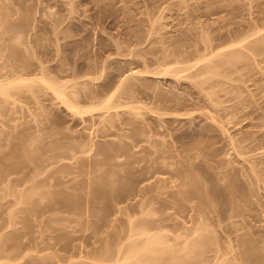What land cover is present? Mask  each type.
<instances>
[{"label": "rangeland", "instance_id": "374dc122", "mask_svg": "<svg viewBox=\"0 0 264 264\" xmlns=\"http://www.w3.org/2000/svg\"><path fill=\"white\" fill-rule=\"evenodd\" d=\"M217 51L242 55L202 85ZM19 75L96 107L0 94V264H141L147 233L151 264H259L264 0H0V81Z\"/></svg>", "mask_w": 264, "mask_h": 264}, {"label": "bare ground", "instance_id": "6f19581e", "mask_svg": "<svg viewBox=\"0 0 264 264\" xmlns=\"http://www.w3.org/2000/svg\"><path fill=\"white\" fill-rule=\"evenodd\" d=\"M238 43H236V45H237ZM232 47H234V46H232ZM223 49V48H222ZM233 50L235 49V48H232ZM237 49V48H236ZM218 50H220V49H218ZM223 51V50H222ZM236 51V50H235ZM238 52H240V50L238 49L237 50ZM218 52V51H217ZM220 52V51H219ZM218 52V53H219ZM229 52V51H228ZM232 52H234V51H231V55H232V57L233 56H235V57H231L232 59H229L230 58V55H227V53H226V56H225V58H223V56L221 57V55H223L224 54V52L222 53V52H220L219 54H220V59L217 61L216 60V63L215 64H211L212 63V61H210V62H208V64L210 63V65H206L207 67H205V68H203L201 71H203L204 72V74L203 75H206V74H208L209 73V76H211V77H209L208 75V78H207V76H204V77H206V79L204 78V82H203V84L202 85H205L206 83H207V80L209 79V82L211 83V81H214V80H211V78L213 77H215V76H213L215 73H218V74H216V75H220V71L219 70H221V68H222V65L223 64H225V63H227V65L228 64H231V62H233L232 64H234V62H235V64L238 62L237 60L239 59V56H240V54L242 55V53H238V52H234V53H232ZM215 54H217L216 52H215ZM234 54H236V55H234ZM238 54H239V56H238ZM244 55V54H243ZM215 56H217V55H214V57ZM227 56H229L228 58H227ZM208 57H210V59H212V58H214L213 57V55H212V57H211V55L210 56H208ZM243 57V56H242ZM242 57H240V58H242ZM222 58H223V60H222ZM235 58V59H234ZM236 58H237V60H236ZM206 59H209V58H205V60ZM209 59V60H210ZM208 60V61H209ZM214 60V59H213ZM228 60V61H227ZM237 62H236V61ZM215 61V60H214ZM213 61V62H214ZM227 61V62H226ZM230 61V62H229ZM240 61V60H239ZM204 65V66H205ZM226 64L223 66V68L224 67H226L227 66ZM188 68H186V70H187ZM205 69V70H204ZM227 70V69H226ZM223 71V74L225 75V73L224 72H228V71ZM200 72V71H199ZM198 72V73H199ZM206 72V73H205ZM230 72V71H229ZM228 72V73H229ZM176 73V72H175ZM211 73V74H210ZM232 73V72H231ZM176 74H178V72L176 73ZM199 74H201L202 75V72L201 73H199ZM202 75V76H203ZM228 75V74H227ZM227 75H225V76H227ZM11 77V76H10ZM127 78H129V76H126ZM123 78V77H122ZM127 78H125V80L127 79ZM125 80L124 79H121V85L123 86V84H124V82H125ZM205 80H206V82H205ZM35 81L37 82V81H40L41 83H42V85H45V87L47 86V87H49V88H51L53 91H54V94L59 98V99H61V101L63 100V102H65V104H67V106L73 111V112H75V113H79V114H82V113H84V112H87V111H91L92 109H94L95 107H85V109L83 108V107H81V106H79V105H77V104H75L73 101L71 102V100H69V99H66V96L65 95H67V94H65V91H63V90H61V89H59V88H57V86H55L54 85V83H52L49 79H47L45 76H41L40 78H28V77H23V76H20L19 75V77H12V79H5V80H1L0 81V94H3V95H5L6 96V94H7V97H12L13 95H14V91H12V90H14L15 89V87H17L16 89H19V88H21V87H19V86H24L23 87V89H26V87H28L29 88V86L31 87V86H33V84L32 83H34L35 84ZM120 81V80H119ZM203 81V80H202ZM208 82V83H209ZM214 82H216V81H214ZM119 83V82H118ZM202 83V82H201ZM207 83V84H208ZM218 83V82H217ZM27 85V86H26ZM57 85V84H56ZM213 85H214V83H213ZM122 86H120L121 88H122ZM210 86V85H209ZM14 88V89H13ZM116 88V87H115ZM15 89V90H16ZM22 89V88H21ZM63 89V88H62ZM114 89V88H113ZM28 90V89H27ZM31 90H32V88H31ZM30 90V91H31ZM119 90H120V88H119ZM114 91V90H113ZM112 91V92H113ZM117 91V90H116ZM111 92V91H110ZM118 92V91H117ZM11 93V94H10ZM8 94H9V96H8ZM116 94H118V93H116ZM115 94V95H116ZM10 95H12V96H10ZM69 95V94H68ZM113 95H114V93H112L111 95H110V99L109 98H107L106 100H105V102H103V105H105L104 103H106L107 104V101H108V105H106L107 106V108H110V106H113V105H109V100H111L112 101V97H113ZM15 96V95H14ZM109 96V95H108ZM118 98V97H117ZM117 98H115V99H117ZM68 100V101H67ZM119 100V99H118ZM114 101V100H113ZM67 102V103H66ZM118 102V101H117ZM112 103V102H111ZM116 103V102H115ZM114 103V104H115ZM122 103V102H121ZM102 105V106H103ZM116 105H118V104H116ZM105 107V106H104ZM113 107H116L115 105L113 106ZM113 107H111V108H113ZM97 109V108H96ZM244 148V147H243ZM248 148V147H247ZM244 151H246L245 150V148H244V150L243 151H241V154H246V152H244ZM240 152V151H239ZM244 152V153H243ZM248 152V151H247ZM240 154V153H239ZM242 157V156H241ZM243 158H245V157H243ZM200 218V217H199ZM198 218V219H199ZM197 219V220H198ZM199 223H200V227L201 228H204L205 227V225L207 224V220L206 219H200L199 221H198ZM198 223V224H199ZM145 231V230H144ZM141 233V232H140ZM144 233H147V232H143V233H141V234H143L144 235ZM228 234H230V232H228ZM147 235V237H148V242H147V244H146V246H143L142 248L144 249L145 248V251L144 250H142V248H136V247H132L131 249H130V252H133V258L134 259H136V260H138L141 264H149L150 262H149V260H148V258L145 260V258H141V254H142V252L144 251L145 253H148V254H150L149 252H151V253H155L157 250H160V248H159V245L160 244H162L163 243V241H162V238L160 239V237H159V239L162 241H160L158 238L157 239H155L154 240V236H149V234L147 233V234H145V236ZM231 245V244H230ZM136 248V249H135ZM142 251H141V250ZM148 249V251L149 252H147L146 250ZM232 251H234V248H232V250H231V252ZM206 254V253H205ZM205 254L203 255L204 256V259H207V260H209V256L207 255V257L205 256ZM206 257V258H205ZM216 259L215 260H213V261H211L210 263H208V264H231V263H227L226 262V260H225V258H224V256H216L215 257ZM257 260L259 259H261L260 260V262H258L259 264L261 263V264H264V257L263 256H259V257H257L256 258ZM256 259H254L255 261H253V262H257L256 261ZM251 263H252V261H251ZM251 263H249V264H251ZM151 264V263H150Z\"/></svg>", "mask_w": 264, "mask_h": 264}]
</instances>
